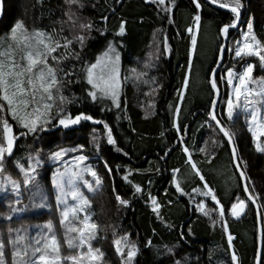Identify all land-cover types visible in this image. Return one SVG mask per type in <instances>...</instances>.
I'll return each mask as SVG.
<instances>
[{
	"label": "trees",
	"instance_id": "16d2710c",
	"mask_svg": "<svg viewBox=\"0 0 264 264\" xmlns=\"http://www.w3.org/2000/svg\"><path fill=\"white\" fill-rule=\"evenodd\" d=\"M199 2L202 7L197 10L191 0H174V5L172 0H166L165 5L152 3L150 0H82L84 7H74L73 11L81 21L90 20L94 28L103 31L104 35L93 30L81 55L94 62L95 56L101 54L109 42L117 45L122 56L121 107L116 108L107 100L92 103L90 98H86L84 91L85 87L90 86L84 83L66 87V96L78 98L75 104L67 107L73 114L82 110L95 119L108 123L117 142L116 146L107 143L103 124L82 121L80 125L70 129L54 128L42 133V139L31 135L20 138L14 146L13 157L6 161L7 172L13 178L22 180L13 160H20L27 166L28 154H35L39 150L46 165L41 185L50 193L49 177L57 164L48 161L47 156L61 148L84 146L83 154L89 156L87 162L92 164L102 178L99 187L94 185V192L83 191L90 201L87 211L92 214L91 222L99 225L98 236L92 243L105 252V264H121V257L117 255L113 245V228L118 236L128 233L130 239L137 244L139 252L133 264H200L201 257L212 258L215 264H233L232 253L228 254L226 232L221 221H217V215L212 212L211 218L206 220L205 217L198 216L201 212L190 213L189 208L190 203L197 206L201 201L202 195L193 189L206 191L205 183L215 190L221 200L233 193L240 197L244 194L243 183L234 167L226 139L218 129L214 131L204 124L212 98L210 69L215 65L222 42L219 29L223 23L229 22L231 13L218 10L205 0ZM242 2L245 5V10H242L245 20L253 17L255 34L264 42V0ZM168 7H171V12L164 10ZM67 10L64 0H4L3 15L0 16V36L9 32L17 20H22L29 29L50 32L55 27L59 30L60 25L53 22L65 19L64 12ZM197 12L201 15V21L196 44L193 46L191 40L194 34L188 29L196 25L193 18ZM103 17L108 19L105 21ZM122 20L126 22V34L121 37L116 33ZM78 32L79 29H76L74 33H70L65 27L63 35L71 38L72 34ZM237 38L238 32H231L229 47L235 46ZM165 40L170 49L168 52L163 51ZM74 47L76 51H80L78 45ZM232 57L233 53L227 54L223 66L225 69L235 63ZM251 59L256 62L255 58ZM146 62L151 67L145 68ZM79 65V61L68 59L62 66L65 70H71L73 66L78 68ZM132 69H136L137 73L146 72L147 75L135 79ZM186 76L188 83L185 87ZM253 76H264V71L257 67ZM153 78L154 84L151 82ZM220 89L222 94L226 90L223 85H220ZM181 91L182 100L179 95ZM177 104L180 106L178 122L187 126L183 133L185 144L179 143L173 127ZM101 108L105 110L101 111ZM0 115L8 119L15 133L17 125L11 115L6 112ZM222 119L235 134L239 159L246 162L241 163V166L248 177L249 190L254 196L260 197L257 202L260 213L264 214V153L256 151L243 116L236 119L234 124L228 122L226 117ZM212 123L214 126V122ZM94 136L97 137L95 142ZM116 147L121 151L117 152ZM183 147H188L192 161L204 176V181L186 163L188 156L182 151ZM201 148L205 151L201 152ZM79 154L70 151L63 159L67 161ZM105 161L112 170L110 174L104 167ZM173 169H179L175 177L181 189L186 192L184 201L176 195V187L172 183ZM136 186L142 191L137 193ZM149 193L159 201L160 207L156 211L150 205ZM117 194L129 201L128 206L118 203ZM169 195L173 199L170 200ZM16 199L11 191L6 197L5 194L0 195V216L10 214V203L16 208L27 209L14 214L12 220H1L0 227L3 230L9 227V223L23 219L30 227V234H33L34 224L51 220L61 245V254H74L68 249L62 235L60 214L55 211L54 198L50 196L49 199L51 208L44 209L33 208L27 192L19 197V204L15 203ZM36 203H39L38 199ZM261 220L264 234V219ZM228 228L230 233H238V241L234 246L238 257L236 264H255L258 219L254 206L238 229ZM148 241H151L150 246Z\"/></svg>",
	"mask_w": 264,
	"mask_h": 264
},
{
	"label": "snow or ice",
	"instance_id": "6c2138e0",
	"mask_svg": "<svg viewBox=\"0 0 264 264\" xmlns=\"http://www.w3.org/2000/svg\"><path fill=\"white\" fill-rule=\"evenodd\" d=\"M150 2L165 5L166 0H150ZM172 2L174 5V0ZM191 2L197 10L201 9L202 4L199 0H191ZM208 2L218 5L221 9H228L231 13L229 22L223 23L219 29L220 35L227 40L231 35L230 30H236L239 34V38L235 39L234 47L224 44L219 46L220 60L216 62V68L210 69L212 98L207 111V119L204 122L214 131L218 129L223 133L231 147V158L233 162H236L239 157L235 147V134L225 125L222 117H226L228 122L234 124L236 119L243 116L247 130L252 135L256 151L264 153V142H261V138L264 137V76H253L257 67L264 71V42H261L255 34L253 17L242 21V10H245L242 0H208ZM64 3L68 9L64 12L65 19L53 22L60 25L59 30L55 27L50 32L43 29H29L22 20H17L10 28V32L0 37V114L5 112L10 114L17 125V131L14 133L13 125L3 115H0V193L5 194L6 197L10 190L17 197L15 203L19 204V197L23 192H27L29 199L33 202L32 207L40 209L51 208L49 199L50 196L54 198L55 211L60 214L59 223L65 230V243L74 254H61L60 242L55 234L54 225L49 220L43 225L35 226L38 231L34 237L29 236L27 229L23 227L16 229L9 227L7 242L4 234L0 233V264H9L6 255L8 248L11 249L10 264H105V252L99 247H94L92 243L97 238L99 225L91 222L92 214L87 211L90 201L81 188L82 186L88 192H94L96 187L102 184V178L91 164L86 163L89 156L83 154V145L72 149L61 148L47 156V160L53 164L65 165L63 158L70 151L80 153L73 157V163L70 166H65L63 170L56 168L51 172L50 193L46 192L41 185L46 165L45 158L39 150L35 154L31 152L28 154L27 166L20 160H13V165L18 169L22 180L13 178L6 170V161L13 157L14 146L20 138L31 135L42 139L40 136L42 133L50 132L54 128L70 129L72 126L80 125L82 121H90L97 125L103 124L107 143L116 146L117 142L109 124L95 119L82 110L73 114L67 105L75 104L78 98H69L64 93L68 85L84 83L90 86L85 87L84 91L86 98H90L92 103L107 100L112 106L120 108V54L117 51V45L109 42L105 50L95 56L94 62L84 58L81 51L86 47L87 40L91 38L90 33L96 30L100 32V35H104V32L95 29L90 20L81 21L73 11L74 7L79 9L84 7L82 0H64ZM3 8L4 0H0V16L3 15ZM164 10L171 12V7ZM103 19L106 21L108 18L103 17ZM193 19L198 27L201 21L199 12ZM125 24L126 22L122 20L116 33L117 36L122 37L126 34ZM65 27L70 33H74L76 29H79V32L72 34L69 38L63 35ZM188 31L192 32V28ZM191 42L195 46V35L192 36ZM74 45H78L80 51H76ZM169 50L167 40H165L163 51L168 52ZM226 51L233 53L232 59L235 63L225 69L222 61ZM251 58H255L256 62H252ZM68 59L79 61V67L73 66L71 70H65L62 65ZM144 66L148 68L151 64L146 62ZM132 72L135 74V79L147 75L146 72L137 73L136 69H132ZM151 82L154 84L155 79L153 78ZM187 83L188 77L186 76L185 87ZM220 85H225L226 90L223 94ZM179 95L182 100L183 92L181 91ZM104 110L101 108V111ZM179 113L180 106L177 104L173 127L176 129L179 143L185 144L183 133L186 132L187 126L178 122ZM96 140L97 137L94 136L93 142ZM115 150L121 151L119 147ZM182 151L188 156L186 163L191 165L199 179L204 181V176L200 174L196 164L192 161L188 147H183ZM200 151L204 152L205 149L201 148ZM240 163L246 164L242 160ZM240 163L236 164L239 179L247 180L245 171L240 169ZM104 167L110 174L112 170L108 168L106 161ZM172 171L174 173L172 183L176 191L183 194L175 177L179 169ZM86 176L92 179L89 180ZM204 188L207 190L193 189V191L200 192L204 197H210L219 205L220 201L217 199L215 190L207 183L204 184ZM135 191L139 193L142 189L136 186ZM243 192L248 194L246 199L252 204L260 199L249 192L247 184L244 185ZM69 197L74 203H69ZM148 198L154 206L153 211H156L160 207L156 197L149 193ZM37 199L39 203H36ZM116 200L125 207L129 204V201L122 199L119 195L116 196ZM248 206L245 199L240 196L235 197V202L231 203L230 209L226 210L220 206L218 219L226 233L228 231L224 220L226 211H230L231 216L239 218ZM8 208L10 214L5 216L7 220H12L14 214L27 210L16 208L11 203L8 204ZM196 211L211 218L213 209L206 208L204 201L201 200L196 206ZM260 215L264 219V214ZM215 222L214 220L213 223ZM69 233L77 235L69 236ZM112 235L115 251L121 257V264H133L139 252L137 244L130 239L128 233L118 236L115 228H113ZM232 240L233 237L229 234V249L232 248ZM147 244L150 246L151 241ZM231 260L233 264H236L238 257L235 252L232 253ZM257 264H264V255L257 257Z\"/></svg>",
	"mask_w": 264,
	"mask_h": 264
},
{
	"label": "flooded vegetation",
	"instance_id": "af4514ba",
	"mask_svg": "<svg viewBox=\"0 0 264 264\" xmlns=\"http://www.w3.org/2000/svg\"><path fill=\"white\" fill-rule=\"evenodd\" d=\"M182 193L183 194L177 192L176 195H178L179 198L182 201H184V200H186V192H184L182 190ZM241 195H242L241 198L245 199L246 204L249 205L248 207H246L245 212H244V215L242 217H240V218H236V217L231 216L230 211H226V214H225V217H224V220L226 221L227 225L230 226V228H232V229L233 228L234 229L235 228L238 229V227L241 224V222L244 221V218L247 216V214L249 215L251 213L252 207L254 206L251 203V201H249V200L246 199V197H247L246 196V193H244V194L242 193ZM235 197H236V195L234 193L230 197H225L223 200H221L220 198L217 197V199L220 201V204L219 205H217L215 201H212L210 197L201 196L200 197L201 198L200 200H203L205 202L206 208L213 209L212 212H214L217 215V221H219L218 215H219V208H220V206H223L226 210L227 209H230L231 203L232 202H235ZM168 198L170 200L173 199L171 195H169ZM157 202L159 203V201H157ZM170 203H172V202L170 201ZM150 204L152 205L151 201H150ZM152 207H153V205H152ZM189 208H190V213H192L193 211L195 213L198 212V211H196V204L195 203H190ZM200 215L203 216V217H205L206 220L208 219V217L207 216H204L202 213L201 214H198V216L200 218H202ZM228 226H227V228H228ZM180 232H181V230H180ZM228 232L233 237V240H232V248L229 249V245H227L228 246V252H229L228 254H231V253L234 252L235 242L238 241V236H237L238 233L237 232L236 233H233V232L230 233L229 228H228ZM226 235H227V233H226ZM226 239H227V236H226ZM257 243H258V239H257ZM227 244H228V239H227ZM262 253H263V250H262ZM199 263L200 264H215V262L212 260V258L210 260V259H207V258H204V257H201Z\"/></svg>",
	"mask_w": 264,
	"mask_h": 264
},
{
	"label": "rangeland",
	"instance_id": "374dc122",
	"mask_svg": "<svg viewBox=\"0 0 264 264\" xmlns=\"http://www.w3.org/2000/svg\"><path fill=\"white\" fill-rule=\"evenodd\" d=\"M10 32V31H9ZM9 32H7V33H9ZM192 32H193V34L195 35V37H196V35H197V32H198V27L195 25L194 26V28H192ZM7 33H5L4 35H6ZM4 35H1L0 37H2V36H4ZM117 51L119 52V54H120V61H119V69H120V95H121V88H122V56H121V53H120V51H119V49L117 48ZM228 54H229V52H228ZM224 86V89H225V85H223ZM261 142H264V137H262L261 138ZM66 163H65V165H61V164H57L55 167L56 168H60L61 170H63V168L65 167V166H70L72 163H73V158H69L67 161H65ZM86 163H89V162H86ZM89 164H91V163H89ZM92 165V164H91ZM55 168V169H56ZM54 169V170H55ZM86 178L87 179H89V180H91L92 178L90 177V176H86ZM81 188H82V190H86V189H83V187L81 186ZM9 192H10V190H9ZM3 193H0V195H2ZM69 199V203L71 204V203H74L72 200H71V197H69L68 198ZM1 220H7V219H5V217H3V216H0V221ZM20 221H16V223H9V227H11V228H13V229H16V228H26L27 229V231H28V235L29 236H32V237H34L35 235H36V232L38 231V229L35 227L34 228V233L33 234H30V232H29V228L30 227H28L27 226V222L25 221V220H23V219H19ZM43 224H45V223H40L39 225H43ZM35 226L36 225H38V224H34ZM77 226H80V225H77ZM9 227H7L5 230H3L1 227H0V233H3L4 234V237H5V241L7 242V229L9 228ZM62 235L64 236V238H65V230H64V228L62 227ZM69 236H75V235H77L76 233H69L68 234ZM228 235L229 234H227L226 236H227V239H228ZM96 236H98V231H97V233H96ZM57 239H58V237H57ZM6 255H7V259H8V261L10 262L11 261V249L10 248H8V249H6ZM121 261V260H120Z\"/></svg>",
	"mask_w": 264,
	"mask_h": 264
},
{
	"label": "water",
	"instance_id": "95a60500",
	"mask_svg": "<svg viewBox=\"0 0 264 264\" xmlns=\"http://www.w3.org/2000/svg\"><path fill=\"white\" fill-rule=\"evenodd\" d=\"M207 3H209L208 2V0H205ZM210 4V3H209ZM210 5H212L213 7H215V8H217L218 10H221V11H224V12H227V13H230L229 12V10L228 9H221L218 5H215V4H210ZM244 14H243V12H242V21L243 20H245V17L243 16ZM236 30H230V33L231 32H235ZM220 38H221V40H222V42H221V44H224V45H226V46H228L229 47V43H230V41H231V35L228 37V39L227 40H225L221 35H220ZM227 54H228V52L226 51L225 53H224V59H223V61H222V66H224V64H225V61H226V58H227ZM220 60V52H219V50H218V54H217V57H216V60H215V65H214V67L213 68H216V62L217 61H219ZM211 78V77H210ZM221 90V89H220ZM221 93H222V91H221ZM221 133V132H220ZM222 135H223V133H221ZM224 137V136H223ZM225 138V137H224ZM226 139V138H225ZM226 141H227V139H226ZM235 141V140H234ZM230 147V146H229ZM235 147H236V144H235ZM236 149H237V147H236ZM230 151H231V147H230ZM237 156L239 157V154H238V151H237ZM237 163H240V159H238L236 162H233V164H234V167H235V169H236V164ZM240 169L241 170H243V168H242V166H241V163H240ZM237 171V170H236ZM237 173H238V175H239V172L237 171ZM242 183H243V187H244V185L245 184H247L248 185V180H242ZM249 188V187H248ZM249 192L251 193V191L249 190ZM248 194L246 193V196H247ZM157 199V198H156ZM157 201H158V199H157ZM254 205V207H255V209H256V213H257V219H258V243H257V254H256V262H255V264H257V257H259V256H261L262 255V250H263V242H264V234H263V227H262V220H261V213H260V207H259V205H258V202L256 201V203L255 204H253ZM244 215V213H242L241 215H240V217H242ZM239 217V218H240Z\"/></svg>",
	"mask_w": 264,
	"mask_h": 264
},
{
	"label": "bare ground",
	"instance_id": "6f19581e",
	"mask_svg": "<svg viewBox=\"0 0 264 264\" xmlns=\"http://www.w3.org/2000/svg\"><path fill=\"white\" fill-rule=\"evenodd\" d=\"M181 149V148H180ZM196 156V155H195ZM194 157V156H193ZM197 158V157H196ZM183 171V170H182ZM206 172V171H205ZM208 172V171H207ZM210 172V171H209ZM216 180V179H215ZM198 181V180H197ZM216 183V182H215ZM201 185V184H200ZM194 186V185H193ZM209 186V185H208ZM217 186V185H216ZM219 187V186H218ZM215 189V188H214ZM189 193V192H188ZM118 195V194H117ZM224 197H226V196H224ZM223 197V198H224ZM205 203V202H204ZM236 233V232H235ZM226 254V253H225Z\"/></svg>",
	"mask_w": 264,
	"mask_h": 264
},
{
	"label": "crops",
	"instance_id": "0c3cea01",
	"mask_svg": "<svg viewBox=\"0 0 264 264\" xmlns=\"http://www.w3.org/2000/svg\"><path fill=\"white\" fill-rule=\"evenodd\" d=\"M151 205V204H150Z\"/></svg>",
	"mask_w": 264,
	"mask_h": 264
}]
</instances>
